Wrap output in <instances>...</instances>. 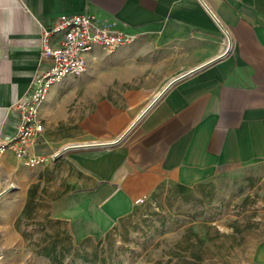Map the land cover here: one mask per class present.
Segmentation results:
<instances>
[{"label":"crops","instance_id":"crops-1","mask_svg":"<svg viewBox=\"0 0 264 264\" xmlns=\"http://www.w3.org/2000/svg\"><path fill=\"white\" fill-rule=\"evenodd\" d=\"M86 13L135 36L145 62L154 48L169 51L168 64L152 70L160 81L142 90L154 97L130 109L129 127L169 82L223 57L173 85L122 144L50 164L92 181L50 202L75 240L102 239L162 184L188 188L238 171L264 187V0H0V145L15 134V106L38 70L42 30L61 15ZM50 100L52 92L33 155L57 143ZM23 168L12 150L0 155V193L12 188L0 199L3 254L19 243L15 224L35 183L19 177ZM250 264H264V234Z\"/></svg>","mask_w":264,"mask_h":264},{"label":"rangeland","instance_id":"rangeland-1","mask_svg":"<svg viewBox=\"0 0 264 264\" xmlns=\"http://www.w3.org/2000/svg\"><path fill=\"white\" fill-rule=\"evenodd\" d=\"M140 49L145 47L132 43L115 52L98 50L83 76L54 86L50 105L58 121L49 131L57 143L45 155L77 144L112 142L129 130L130 109L154 97L142 93L160 81L151 77L153 68L170 60L168 50L154 48L145 62ZM52 165L23 166L19 177L36 186L31 216L15 224L19 243L13 253L0 250V264H250L264 234V187L248 172L232 171L184 190L162 184L102 239L79 242L64 221L51 216L50 202L92 181L66 164ZM53 248L58 262L40 255Z\"/></svg>","mask_w":264,"mask_h":264},{"label":"built area","instance_id":"built-area-1","mask_svg":"<svg viewBox=\"0 0 264 264\" xmlns=\"http://www.w3.org/2000/svg\"><path fill=\"white\" fill-rule=\"evenodd\" d=\"M135 36L115 32L94 14L61 15L41 33V58L27 94L17 102L15 134L0 145V155L12 150L24 167H47L55 155H33L45 131L41 110L55 85L88 71L87 57L96 50L115 52Z\"/></svg>","mask_w":264,"mask_h":264},{"label":"water","instance_id":"water-1","mask_svg":"<svg viewBox=\"0 0 264 264\" xmlns=\"http://www.w3.org/2000/svg\"><path fill=\"white\" fill-rule=\"evenodd\" d=\"M222 57L223 56H220L219 58H216L209 63L203 64L194 70L186 72V73L182 74L181 76H178L177 78H175L171 82H169V84L166 86V88L164 90H162L160 95L156 96L150 102V104L140 113V115L137 117V119L131 124L129 130L126 133H124L123 135H121L120 137H118L115 141L105 142V143H92V144L85 145V146H79L78 145V146H74V147H66L63 150H61L59 153L55 154V161H58L59 159L64 157L67 153L72 152V151H86V150H95V149L109 150V149H112V148L122 144L124 142V140L129 136V134L133 131V129H135L140 124L142 119L151 111V109L155 106V104L166 94V92L173 85H175L180 80L188 77L189 75L194 74V73H196V72H198L204 68H207V67L213 65L214 63L219 61ZM11 191H12V188H8L4 192H1L0 193V199L4 194L9 193Z\"/></svg>","mask_w":264,"mask_h":264},{"label":"trees","instance_id":"trees-1","mask_svg":"<svg viewBox=\"0 0 264 264\" xmlns=\"http://www.w3.org/2000/svg\"><path fill=\"white\" fill-rule=\"evenodd\" d=\"M35 189H36V186L34 185V186H32L31 188H30V190H29V199H28V203H27V205H26V207H25V209H24V211H23V213H22V216L21 217H24V216H26V217H30L31 216V211H32V209H31V205H32V200L35 198ZM181 189H185V187H181ZM20 220H21V218L20 219H18V221H17V225H19V222H20ZM40 255H42V256H44V257H46V258H50L52 261H54V262H58V256H57V251H56V249L55 248H53L52 250H44V252L43 253H40ZM83 260L85 261V262H87L88 261V259L87 258H83Z\"/></svg>","mask_w":264,"mask_h":264},{"label":"bare ground","instance_id":"bare-ground-1","mask_svg":"<svg viewBox=\"0 0 264 264\" xmlns=\"http://www.w3.org/2000/svg\"><path fill=\"white\" fill-rule=\"evenodd\" d=\"M89 144H92V143H86V144H77V145H73V146H69V147H74V146H85V145H89Z\"/></svg>","mask_w":264,"mask_h":264}]
</instances>
